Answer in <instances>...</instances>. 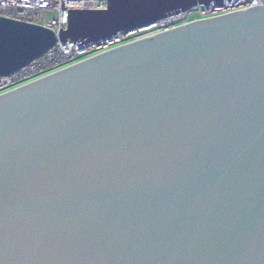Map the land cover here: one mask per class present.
Wrapping results in <instances>:
<instances>
[{"label": "water", "instance_id": "1", "mask_svg": "<svg viewBox=\"0 0 264 264\" xmlns=\"http://www.w3.org/2000/svg\"><path fill=\"white\" fill-rule=\"evenodd\" d=\"M106 1L1 17L0 77L211 0ZM261 1L0 93V264H264Z\"/></svg>", "mask_w": 264, "mask_h": 264}, {"label": "built area", "instance_id": "2", "mask_svg": "<svg viewBox=\"0 0 264 264\" xmlns=\"http://www.w3.org/2000/svg\"><path fill=\"white\" fill-rule=\"evenodd\" d=\"M256 5H262V1L221 0L216 3L211 0L208 4H197L187 10L171 12L148 26L130 32L122 31L96 41L57 40L53 47L19 70L0 77V93L118 45L151 37L191 21L216 17ZM106 8V0H0V18L9 17L34 23L58 32L65 27L70 9Z\"/></svg>", "mask_w": 264, "mask_h": 264}]
</instances>
